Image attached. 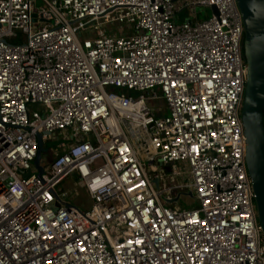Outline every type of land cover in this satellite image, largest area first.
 <instances>
[{"label": "built area", "instance_id": "1", "mask_svg": "<svg viewBox=\"0 0 264 264\" xmlns=\"http://www.w3.org/2000/svg\"><path fill=\"white\" fill-rule=\"evenodd\" d=\"M35 2L0 0V264H264L237 0Z\"/></svg>", "mask_w": 264, "mask_h": 264}, {"label": "water", "instance_id": "2", "mask_svg": "<svg viewBox=\"0 0 264 264\" xmlns=\"http://www.w3.org/2000/svg\"><path fill=\"white\" fill-rule=\"evenodd\" d=\"M237 4L243 21L242 56L247 64L241 120L246 137V163L252 180L264 244V0H237ZM213 10L218 14L215 6ZM37 136L38 153L34 165L39 175H42L44 171L41 165L42 154L47 152L48 148L44 144L42 134L39 133ZM155 182L158 183V180Z\"/></svg>", "mask_w": 264, "mask_h": 264}, {"label": "rangeland", "instance_id": "3", "mask_svg": "<svg viewBox=\"0 0 264 264\" xmlns=\"http://www.w3.org/2000/svg\"><path fill=\"white\" fill-rule=\"evenodd\" d=\"M197 11H198V19L199 20H203V19L208 17V12H206L205 10H202L200 7H198ZM189 12H190V8L186 7L180 14V20H183V17L188 16ZM120 27H122L121 23H115L113 25L111 24L109 26H103L102 28L108 29L109 32L112 33V32H114V31H112V29H117ZM19 33H22V32L19 31ZM88 35L90 37H93V35L91 33H89ZM22 37H24V34H22ZM162 102H163L162 99H159V101L156 104L159 106V105L163 104ZM59 137H61V136H59ZM59 142H60V140H57V141L53 140V139L49 140V141L46 140V146L48 148H50L52 146L57 145ZM47 155H49V157H50V153ZM59 187L69 188V190H71L76 195V196H74V198H75V201L78 202V204H80V205L82 204L83 206L90 205L89 204L90 202L87 200V197H86L84 190L80 186H78L76 188L73 187L72 180L69 179L67 181L62 182ZM181 200H182V198H181ZM189 201L190 202L188 204H186V208H190L193 206L192 200L189 199Z\"/></svg>", "mask_w": 264, "mask_h": 264}, {"label": "crops", "instance_id": "4", "mask_svg": "<svg viewBox=\"0 0 264 264\" xmlns=\"http://www.w3.org/2000/svg\"><path fill=\"white\" fill-rule=\"evenodd\" d=\"M36 6H40L42 4H44L43 0H36L35 2Z\"/></svg>", "mask_w": 264, "mask_h": 264}]
</instances>
